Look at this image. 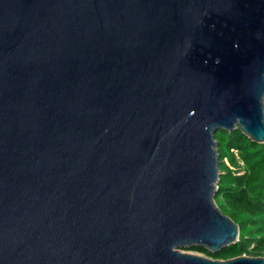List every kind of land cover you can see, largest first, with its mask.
Wrapping results in <instances>:
<instances>
[{
    "label": "water",
    "instance_id": "1",
    "mask_svg": "<svg viewBox=\"0 0 264 264\" xmlns=\"http://www.w3.org/2000/svg\"><path fill=\"white\" fill-rule=\"evenodd\" d=\"M264 143V0H0V264H264L219 252L215 133Z\"/></svg>",
    "mask_w": 264,
    "mask_h": 264
},
{
    "label": "trees",
    "instance_id": "2",
    "mask_svg": "<svg viewBox=\"0 0 264 264\" xmlns=\"http://www.w3.org/2000/svg\"><path fill=\"white\" fill-rule=\"evenodd\" d=\"M215 140L221 172L215 202L239 225V239L219 252L187 250L219 260L264 257V143L252 141L240 129L218 130Z\"/></svg>",
    "mask_w": 264,
    "mask_h": 264
},
{
    "label": "rangeland",
    "instance_id": "3",
    "mask_svg": "<svg viewBox=\"0 0 264 264\" xmlns=\"http://www.w3.org/2000/svg\"><path fill=\"white\" fill-rule=\"evenodd\" d=\"M184 251H186V252H188V253H191V254L203 255L202 253H198V252L193 251V250H184Z\"/></svg>",
    "mask_w": 264,
    "mask_h": 264
},
{
    "label": "built area",
    "instance_id": "4",
    "mask_svg": "<svg viewBox=\"0 0 264 264\" xmlns=\"http://www.w3.org/2000/svg\"><path fill=\"white\" fill-rule=\"evenodd\" d=\"M226 162H227V164H228V161L227 160H225Z\"/></svg>",
    "mask_w": 264,
    "mask_h": 264
}]
</instances>
